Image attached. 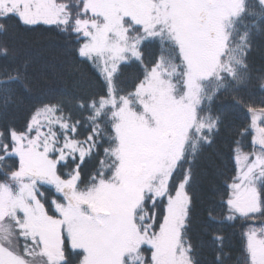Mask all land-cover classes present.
<instances>
[{
	"label": "snow or ice",
	"instance_id": "snow-or-ice-1",
	"mask_svg": "<svg viewBox=\"0 0 264 264\" xmlns=\"http://www.w3.org/2000/svg\"><path fill=\"white\" fill-rule=\"evenodd\" d=\"M21 33L63 63L0 42V264H264V0H0Z\"/></svg>",
	"mask_w": 264,
	"mask_h": 264
},
{
	"label": "trees",
	"instance_id": "trees-1",
	"mask_svg": "<svg viewBox=\"0 0 264 264\" xmlns=\"http://www.w3.org/2000/svg\"><path fill=\"white\" fill-rule=\"evenodd\" d=\"M5 39H10L12 43L20 48L24 53L30 55L36 61L37 67L44 65L55 66L59 68L63 63V55L60 48V42L50 36L32 33H21L18 36H13L9 38L0 37V42ZM253 67L256 72L264 70V38L257 37L255 50L253 53ZM54 87H63L61 83L55 82L54 80L50 82ZM18 120L22 119V112L15 114ZM239 118L234 115L231 111L225 112V122L228 125L233 124ZM212 151L209 150L206 153V157H210ZM230 237V248L232 249V256L234 260L241 257L240 249L242 247L240 243V228L237 227L234 230H228ZM201 258L204 264H213L214 252L210 246H205Z\"/></svg>",
	"mask_w": 264,
	"mask_h": 264
}]
</instances>
